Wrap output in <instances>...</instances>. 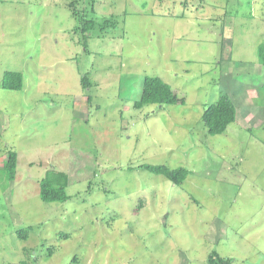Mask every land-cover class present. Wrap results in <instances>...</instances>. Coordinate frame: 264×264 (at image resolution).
<instances>
[{
  "label": "rangeland",
  "instance_id": "374dc122",
  "mask_svg": "<svg viewBox=\"0 0 264 264\" xmlns=\"http://www.w3.org/2000/svg\"><path fill=\"white\" fill-rule=\"evenodd\" d=\"M260 43L264 0H0V264H264ZM147 75L185 103L135 108ZM224 91L237 116L212 135ZM50 171L68 200H42Z\"/></svg>",
  "mask_w": 264,
  "mask_h": 264
},
{
  "label": "trees",
  "instance_id": "16d2710c",
  "mask_svg": "<svg viewBox=\"0 0 264 264\" xmlns=\"http://www.w3.org/2000/svg\"><path fill=\"white\" fill-rule=\"evenodd\" d=\"M74 2V1H73ZM70 7H75L74 3ZM73 9V8H72ZM74 15L79 16L74 12ZM79 19V18H78ZM117 21L113 19H105L104 26L115 24ZM95 26L94 19H88L84 23V29H93ZM259 62L264 65V43L258 46ZM87 75L83 76L82 82L84 86H88ZM2 86L10 90H20L24 86V76L19 71H6L3 74ZM264 88V85H263ZM184 96L180 97L163 78L157 75H147L144 77L143 87L140 98L134 102L137 109L143 108L148 104H176L185 103ZM237 116V109L234 101L227 92H222L219 99L210 104L204 111L202 119L208 128V132L212 135L220 134L226 131L228 126L233 123ZM18 153L10 149L8 157L3 163L1 169L4 171L7 181L14 180L17 174ZM140 168L146 169L155 174H162L175 184H181L187 178L189 170L186 167L170 168L165 164L142 163ZM48 173V172H47ZM68 175L65 173L49 172L40 181V196L46 202L60 201L64 202L70 198L67 192ZM20 231H25L20 230ZM27 231V230H26ZM8 264H29L27 260L19 262H9Z\"/></svg>",
  "mask_w": 264,
  "mask_h": 264
}]
</instances>
